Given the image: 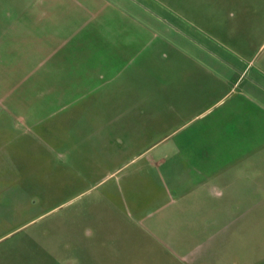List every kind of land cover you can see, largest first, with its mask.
I'll return each mask as SVG.
<instances>
[{
  "label": "rangeland",
  "instance_id": "rangeland-1",
  "mask_svg": "<svg viewBox=\"0 0 264 264\" xmlns=\"http://www.w3.org/2000/svg\"><path fill=\"white\" fill-rule=\"evenodd\" d=\"M0 264H264V0H0Z\"/></svg>",
  "mask_w": 264,
  "mask_h": 264
},
{
  "label": "crops",
  "instance_id": "crops-1",
  "mask_svg": "<svg viewBox=\"0 0 264 264\" xmlns=\"http://www.w3.org/2000/svg\"><path fill=\"white\" fill-rule=\"evenodd\" d=\"M209 49V48H208ZM221 64H223V63H221ZM242 73H247V68H244L243 70H240ZM237 74V76H236V78L234 79V81H233V84H232V86L231 85H229V83H231V81H230V79L229 78H224L223 76H219L218 78H217V80L223 85V84H227V87H226V91H224V92H221L220 94H219V96L216 98V100L212 103V104H210V109L212 108V107H215V106H217V105H223L224 104V102L229 98V96L231 95V91H232V89L238 84V86L243 82V80H244V78H242V76L240 75V74H238V73H236ZM239 96H241V95H239ZM236 102V101H235ZM237 103V105H236V107H235V109L237 110V112L239 113L240 112V105L243 103L241 100H239V101H237L236 102ZM250 103H252V104H254L252 101L250 102ZM255 105V104H254ZM208 107H207V109L206 110H208L209 109ZM241 117H239L238 116V125L241 123ZM241 126V125H240ZM239 126V127H240ZM229 157H227V159H224V158H222V160L220 159V164H221V167H219V168H224V165L226 166V165H229L230 167H231V165H234L235 163H236V161L238 162V161H240L241 159H236V158H230V159H228ZM219 166V165H218Z\"/></svg>",
  "mask_w": 264,
  "mask_h": 264
},
{
  "label": "water",
  "instance_id": "water-1",
  "mask_svg": "<svg viewBox=\"0 0 264 264\" xmlns=\"http://www.w3.org/2000/svg\"><path fill=\"white\" fill-rule=\"evenodd\" d=\"M165 24H167L168 26L172 27L170 24H168L167 22L164 21ZM238 74H240L242 77L248 79V76L245 73H242L241 71L238 72ZM254 83V82H253Z\"/></svg>",
  "mask_w": 264,
  "mask_h": 264
},
{
  "label": "flooded vegetation",
  "instance_id": "flooded-vegetation-1",
  "mask_svg": "<svg viewBox=\"0 0 264 264\" xmlns=\"http://www.w3.org/2000/svg\"><path fill=\"white\" fill-rule=\"evenodd\" d=\"M165 25H167V24H165ZM168 26V25H167ZM168 27H170V26H168ZM172 28V27H171ZM242 78H244V77H242ZM246 79V78H245ZM252 82V81H251Z\"/></svg>",
  "mask_w": 264,
  "mask_h": 264
}]
</instances>
